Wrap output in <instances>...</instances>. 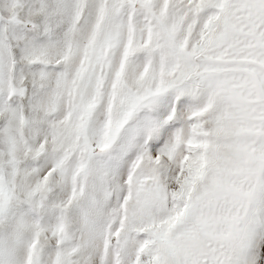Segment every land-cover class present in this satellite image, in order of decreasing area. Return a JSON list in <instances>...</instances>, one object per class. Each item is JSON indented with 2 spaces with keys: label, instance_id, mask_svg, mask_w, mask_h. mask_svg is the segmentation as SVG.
I'll return each instance as SVG.
<instances>
[{
  "label": "snow or ice",
  "instance_id": "6c2138e0",
  "mask_svg": "<svg viewBox=\"0 0 264 264\" xmlns=\"http://www.w3.org/2000/svg\"><path fill=\"white\" fill-rule=\"evenodd\" d=\"M0 264H264V0H0Z\"/></svg>",
  "mask_w": 264,
  "mask_h": 264
}]
</instances>
